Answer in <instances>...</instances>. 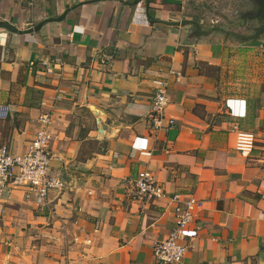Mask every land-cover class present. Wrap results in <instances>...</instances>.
Here are the masks:
<instances>
[{
  "label": "crops",
  "instance_id": "obj_1",
  "mask_svg": "<svg viewBox=\"0 0 264 264\" xmlns=\"http://www.w3.org/2000/svg\"><path fill=\"white\" fill-rule=\"evenodd\" d=\"M182 4L149 0L148 11L178 21ZM0 22L25 31L0 28V146L21 154L51 110L50 171L67 183L44 208L20 188L3 200L0 264H156L174 193L198 202L180 264H264V48L151 23L142 0H0ZM158 78L167 105L156 128ZM238 131L255 135L248 158ZM143 170L163 198L137 194Z\"/></svg>",
  "mask_w": 264,
  "mask_h": 264
},
{
  "label": "built area",
  "instance_id": "obj_2",
  "mask_svg": "<svg viewBox=\"0 0 264 264\" xmlns=\"http://www.w3.org/2000/svg\"><path fill=\"white\" fill-rule=\"evenodd\" d=\"M46 73L52 72V62L42 61ZM172 73V72H170ZM154 88L150 105V122L156 128L163 125L164 109L167 105L166 82L162 78L153 81ZM1 111V108H0ZM37 128L33 138L21 154H13L6 146H0V205L14 189H22L24 198L32 200L36 206H47L51 191H61L67 183L59 175L50 171L53 156L49 151L51 141V110H41L36 118ZM168 125L174 120L168 119ZM255 144V135L250 132L236 133L234 149L243 158H248ZM141 154H149L139 146ZM140 198L153 201L165 196L163 188L155 181L149 170L140 171L134 180ZM169 202L172 204L173 227L168 235L153 244L152 253L156 264H180L187 250L186 240L190 237L188 225L193 221V208L198 202L191 196L184 199L174 193Z\"/></svg>",
  "mask_w": 264,
  "mask_h": 264
},
{
  "label": "rangeland",
  "instance_id": "obj_3",
  "mask_svg": "<svg viewBox=\"0 0 264 264\" xmlns=\"http://www.w3.org/2000/svg\"><path fill=\"white\" fill-rule=\"evenodd\" d=\"M249 7L248 0H183V4L179 7L181 14L179 20L197 21L199 23L197 31L219 28L248 37L257 24L250 20L249 16H245ZM193 28L191 26L190 30ZM235 39L241 41L242 38L235 37ZM261 39L264 40V36H261Z\"/></svg>",
  "mask_w": 264,
  "mask_h": 264
},
{
  "label": "flooded vegetation",
  "instance_id": "obj_4",
  "mask_svg": "<svg viewBox=\"0 0 264 264\" xmlns=\"http://www.w3.org/2000/svg\"><path fill=\"white\" fill-rule=\"evenodd\" d=\"M250 7L245 12V16H249V19L255 21L257 24L253 29V33L246 37L239 33H231L236 38H242L241 41L248 44L252 41H261V36H264V0H248ZM245 20V18H242ZM198 29V28H196Z\"/></svg>",
  "mask_w": 264,
  "mask_h": 264
},
{
  "label": "water",
  "instance_id": "obj_5",
  "mask_svg": "<svg viewBox=\"0 0 264 264\" xmlns=\"http://www.w3.org/2000/svg\"><path fill=\"white\" fill-rule=\"evenodd\" d=\"M138 1L141 0H132V4H136ZM145 2L146 5V16L147 19L149 20V22L151 23H157V24H163V25H167V26H175V27H180V26H185V25H190L193 26L195 28L199 27V23L195 20H187V19H181L179 21H168V20H161V19H154L151 18L150 14H149V0H142ZM67 10L61 14L56 21H60L66 14ZM41 26V23L37 24L36 26H34L33 31H36L39 27ZM0 28L5 29L8 32L11 33H17V34H22L25 31L22 30H18L16 27L12 26L11 24L5 23V22H0ZM248 45L250 46H261L264 47V43L261 41H252L250 43H248Z\"/></svg>",
  "mask_w": 264,
  "mask_h": 264
}]
</instances>
